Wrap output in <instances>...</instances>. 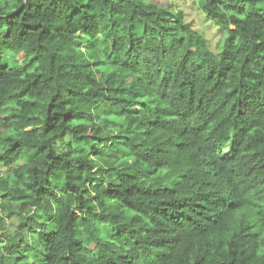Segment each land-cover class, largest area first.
Returning <instances> with one entry per match:
<instances>
[{
  "label": "trees",
  "instance_id": "trees-1",
  "mask_svg": "<svg viewBox=\"0 0 264 264\" xmlns=\"http://www.w3.org/2000/svg\"><path fill=\"white\" fill-rule=\"evenodd\" d=\"M196 2L0 0V264H264V0Z\"/></svg>",
  "mask_w": 264,
  "mask_h": 264
},
{
  "label": "rangeland",
  "instance_id": "rangeland-1",
  "mask_svg": "<svg viewBox=\"0 0 264 264\" xmlns=\"http://www.w3.org/2000/svg\"><path fill=\"white\" fill-rule=\"evenodd\" d=\"M157 1V0H156ZM161 2L167 1L171 5L172 10H180L184 13L186 21H188L192 28L196 30L197 32L201 33L203 37L206 39L208 47L212 51H218L221 46L223 39L225 37V31L221 29L219 26H217L212 19L208 18L205 13L200 9L198 3L196 2L197 0H158ZM86 38H82L83 44L87 43ZM4 56L2 57V62L4 63ZM3 167L0 166V173L2 172ZM172 179L167 178L165 180L166 185H171L172 184ZM6 225L4 226L5 229L2 231L3 232H8L11 234L14 230V224L16 222V218H13L11 216H8L6 214L4 216ZM100 231L101 233L106 236L110 237L115 233V230L111 227L108 226V224H102L100 225ZM0 238L4 239L2 234H0ZM90 248L93 249V245L88 242L87 244ZM31 258L32 260H39V253L37 252H32L31 253Z\"/></svg>",
  "mask_w": 264,
  "mask_h": 264
},
{
  "label": "water",
  "instance_id": "water-1",
  "mask_svg": "<svg viewBox=\"0 0 264 264\" xmlns=\"http://www.w3.org/2000/svg\"><path fill=\"white\" fill-rule=\"evenodd\" d=\"M25 1V0H24Z\"/></svg>",
  "mask_w": 264,
  "mask_h": 264
}]
</instances>
